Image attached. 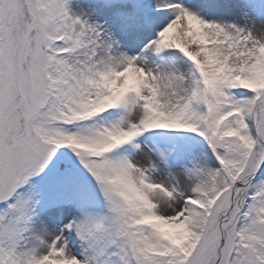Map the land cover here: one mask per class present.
I'll return each mask as SVG.
<instances>
[{
	"label": "snow or ice",
	"instance_id": "1",
	"mask_svg": "<svg viewBox=\"0 0 264 264\" xmlns=\"http://www.w3.org/2000/svg\"><path fill=\"white\" fill-rule=\"evenodd\" d=\"M0 264H264V0H0Z\"/></svg>",
	"mask_w": 264,
	"mask_h": 264
}]
</instances>
